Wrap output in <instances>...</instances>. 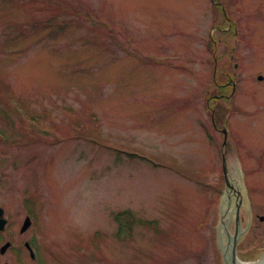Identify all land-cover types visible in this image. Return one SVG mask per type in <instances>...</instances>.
Segmentation results:
<instances>
[{
    "label": "rangeland",
    "instance_id": "obj_1",
    "mask_svg": "<svg viewBox=\"0 0 264 264\" xmlns=\"http://www.w3.org/2000/svg\"><path fill=\"white\" fill-rule=\"evenodd\" d=\"M0 168V245L30 200L41 264H225L237 203L256 259L264 0H0ZM124 208L158 230L120 240Z\"/></svg>",
    "mask_w": 264,
    "mask_h": 264
},
{
    "label": "trees",
    "instance_id": "obj_2",
    "mask_svg": "<svg viewBox=\"0 0 264 264\" xmlns=\"http://www.w3.org/2000/svg\"><path fill=\"white\" fill-rule=\"evenodd\" d=\"M221 88L225 87L221 86ZM3 118L8 120L6 115ZM28 203L31 204V201L28 200ZM112 215L117 224L116 236L120 240H128L132 237L133 229L136 225L148 226L152 230H158L156 220L138 217L135 212L129 208L117 210Z\"/></svg>",
    "mask_w": 264,
    "mask_h": 264
},
{
    "label": "flooded vegetation",
    "instance_id": "obj_3",
    "mask_svg": "<svg viewBox=\"0 0 264 264\" xmlns=\"http://www.w3.org/2000/svg\"><path fill=\"white\" fill-rule=\"evenodd\" d=\"M0 174H1V168H0ZM25 215H27V211L24 212ZM21 225L17 224L16 227L13 229V233L19 234L16 235L18 238H20V235H22L21 243L23 244V254L26 258L29 260H32L33 262H38L42 259L41 256V250L42 248H46L43 246L44 244H40V240L38 239V235L46 234V230L43 229L41 226L35 227L34 224L31 223L24 231L20 230ZM18 232V233H17ZM25 243H28L29 246ZM52 251L55 250V241H53V248H51ZM28 256V257H27ZM25 260L23 259V262Z\"/></svg>",
    "mask_w": 264,
    "mask_h": 264
},
{
    "label": "water",
    "instance_id": "obj_4",
    "mask_svg": "<svg viewBox=\"0 0 264 264\" xmlns=\"http://www.w3.org/2000/svg\"><path fill=\"white\" fill-rule=\"evenodd\" d=\"M260 218L262 219L263 217H260ZM29 223H30V219L29 217H26L21 227V231L24 230L29 225ZM5 224H6V219L3 217V209L0 207V230L4 229ZM9 244H10L9 242H6L5 244H3L0 248V252L3 253L6 250V248L9 246ZM231 253H232L231 258L229 262H227V264H250V263L241 262L239 260L238 262H235L234 243L231 248ZM253 264H264V253Z\"/></svg>",
    "mask_w": 264,
    "mask_h": 264
}]
</instances>
